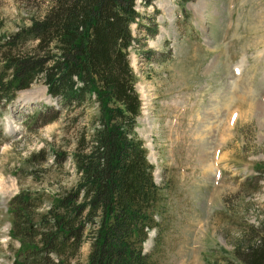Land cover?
<instances>
[{"label":"rangeland","instance_id":"obj_1","mask_svg":"<svg viewBox=\"0 0 264 264\" xmlns=\"http://www.w3.org/2000/svg\"><path fill=\"white\" fill-rule=\"evenodd\" d=\"M50 2L0 0V40ZM137 8L136 133L163 194L144 250L156 264H245L243 253L264 237V0ZM94 112H66L41 77L0 102V264H27L42 245L44 216L77 187L72 154ZM91 229L68 264L88 263Z\"/></svg>","mask_w":264,"mask_h":264},{"label":"trees","instance_id":"obj_2","mask_svg":"<svg viewBox=\"0 0 264 264\" xmlns=\"http://www.w3.org/2000/svg\"><path fill=\"white\" fill-rule=\"evenodd\" d=\"M138 1L150 6L155 0H51L44 14L0 40V102H13L41 77L66 112L95 110L72 154L77 187L49 208L44 222L50 227L27 264H68L67 253L78 251L89 226L87 264H156L143 251L159 226L163 194L136 133L143 104L130 56L139 44L132 26L143 20ZM189 1L195 0H182ZM242 261L264 264V237Z\"/></svg>","mask_w":264,"mask_h":264},{"label":"bare ground","instance_id":"obj_3","mask_svg":"<svg viewBox=\"0 0 264 264\" xmlns=\"http://www.w3.org/2000/svg\"><path fill=\"white\" fill-rule=\"evenodd\" d=\"M5 187H6V186L2 187L1 190H4Z\"/></svg>","mask_w":264,"mask_h":264}]
</instances>
